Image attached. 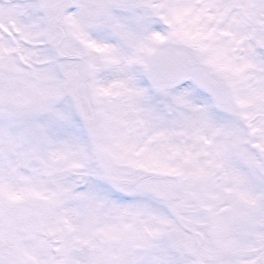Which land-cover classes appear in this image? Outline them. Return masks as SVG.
<instances>
[{
    "label": "snow or ice",
    "instance_id": "obj_1",
    "mask_svg": "<svg viewBox=\"0 0 264 264\" xmlns=\"http://www.w3.org/2000/svg\"><path fill=\"white\" fill-rule=\"evenodd\" d=\"M0 264H264V0H0Z\"/></svg>",
    "mask_w": 264,
    "mask_h": 264
}]
</instances>
